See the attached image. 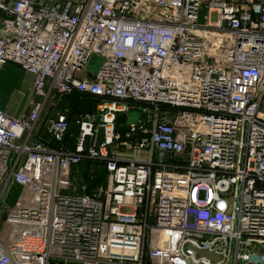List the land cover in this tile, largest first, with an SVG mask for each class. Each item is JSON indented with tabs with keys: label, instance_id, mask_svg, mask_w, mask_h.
Instances as JSON below:
<instances>
[{
	"label": "built area",
	"instance_id": "obj_1",
	"mask_svg": "<svg viewBox=\"0 0 264 264\" xmlns=\"http://www.w3.org/2000/svg\"><path fill=\"white\" fill-rule=\"evenodd\" d=\"M0 21V65L33 75L28 111L0 110V264H264V0H0ZM75 91L98 101L69 145Z\"/></svg>",
	"mask_w": 264,
	"mask_h": 264
},
{
	"label": "trees",
	"instance_id": "obj_2",
	"mask_svg": "<svg viewBox=\"0 0 264 264\" xmlns=\"http://www.w3.org/2000/svg\"><path fill=\"white\" fill-rule=\"evenodd\" d=\"M98 99L96 96L82 92H72L60 97L57 108L61 112H65L70 120L69 139L66 143L73 144V137L77 132V124L75 120L86 113L92 114L95 112V105ZM55 109V110H56ZM118 122H125L124 116H118ZM44 140L46 137L43 135ZM75 183L85 184L87 193L91 194L94 189L104 182L106 176L105 164L99 160L91 158H83L77 165L74 166Z\"/></svg>",
	"mask_w": 264,
	"mask_h": 264
},
{
	"label": "crops",
	"instance_id": "obj_3",
	"mask_svg": "<svg viewBox=\"0 0 264 264\" xmlns=\"http://www.w3.org/2000/svg\"><path fill=\"white\" fill-rule=\"evenodd\" d=\"M2 23L0 21V29ZM33 75L18 65H0V110L12 117H19L29 109L32 97ZM45 113L41 114L35 132L39 130Z\"/></svg>",
	"mask_w": 264,
	"mask_h": 264
},
{
	"label": "rangeland",
	"instance_id": "obj_4",
	"mask_svg": "<svg viewBox=\"0 0 264 264\" xmlns=\"http://www.w3.org/2000/svg\"><path fill=\"white\" fill-rule=\"evenodd\" d=\"M206 15H207V6H206V2H203L202 6L199 10V13H198V23L200 25L205 23ZM102 60H103L102 57L97 56V55H94L93 57L90 58L87 69H86L87 72L89 73V75L94 74L98 70ZM82 75H83V73H80V72L75 73L76 77H81ZM49 104H50L49 102L46 104L45 110L48 109ZM45 110H44V112H45ZM74 184H76V183L74 182ZM19 193H20V187L18 185H11L10 187H8L7 192L3 198V201L0 204V217H2V218L4 217L3 211L6 207L9 208V207H12L14 205L16 199L19 196ZM0 221H1V219H0Z\"/></svg>",
	"mask_w": 264,
	"mask_h": 264
},
{
	"label": "water",
	"instance_id": "obj_5",
	"mask_svg": "<svg viewBox=\"0 0 264 264\" xmlns=\"http://www.w3.org/2000/svg\"><path fill=\"white\" fill-rule=\"evenodd\" d=\"M126 120L125 123L127 126L130 124H136L138 119L140 118V112L137 110H129L126 114ZM189 247L193 249L194 252V257L199 258V257H206L210 259L212 262L219 260L222 256L221 254L215 253L214 250H210L207 248H197L195 245L190 244Z\"/></svg>",
	"mask_w": 264,
	"mask_h": 264
},
{
	"label": "bare ground",
	"instance_id": "obj_6",
	"mask_svg": "<svg viewBox=\"0 0 264 264\" xmlns=\"http://www.w3.org/2000/svg\"><path fill=\"white\" fill-rule=\"evenodd\" d=\"M76 92V91H75ZM77 128H78V124H77ZM69 133V132H68ZM77 133V132H76ZM74 180H75V178H74ZM75 182V181H74Z\"/></svg>",
	"mask_w": 264,
	"mask_h": 264
}]
</instances>
